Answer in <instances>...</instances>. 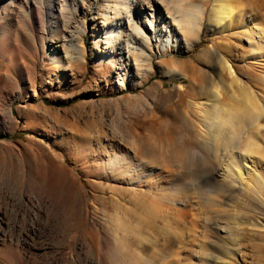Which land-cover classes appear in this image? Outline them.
Instances as JSON below:
<instances>
[{
  "label": "rangeland",
  "instance_id": "1",
  "mask_svg": "<svg viewBox=\"0 0 264 264\" xmlns=\"http://www.w3.org/2000/svg\"><path fill=\"white\" fill-rule=\"evenodd\" d=\"M103 1L0 0V264H111L116 253L104 238L124 227L158 238L138 251L155 264H201L202 228L193 210L196 192L220 206L208 214L207 231L203 230L204 247L212 259L264 264V232H233L234 246L227 242V225L234 220L264 223V190L242 195L210 171L209 151L193 139L197 121L190 67L207 72L213 63L202 51L220 46L264 109V0H223L233 12L230 29L214 33L204 20L191 51L159 56L156 38L151 37L147 45L155 55L153 73L142 85L129 77L121 83L117 63L101 62L102 57L117 58L122 47L118 43L113 53H107L104 37L94 40L97 31L89 18ZM111 1L115 5L116 0ZM191 2L210 7L213 0ZM149 11H133L138 22H131L132 27L143 39L152 31L142 14L155 22ZM129 27L121 40L136 45L140 39ZM99 32H104L102 26ZM71 33L78 35L76 55L84 56V61L50 60L45 54L48 43L61 46ZM253 47L261 52L253 53L257 51ZM55 50L56 56L63 54L62 48ZM131 64L133 71L137 66L146 70L143 62ZM168 71L186 75L188 88L179 91V81L164 76ZM214 83L220 85L216 78ZM255 140L258 152L250 156L247 169L239 168L249 181L254 173L264 181V124ZM144 153L157 156L167 167L164 171H175L190 184L187 203L174 208L171 220L178 229H170L168 241L162 238L158 219L140 214L135 202L152 200L151 191L167 190L170 180L151 177L132 190L123 164L115 169L109 165L116 154L138 159ZM176 156L184 163H173ZM228 253L232 258L226 261Z\"/></svg>",
  "mask_w": 264,
  "mask_h": 264
},
{
  "label": "bare ground",
  "instance_id": "2",
  "mask_svg": "<svg viewBox=\"0 0 264 264\" xmlns=\"http://www.w3.org/2000/svg\"><path fill=\"white\" fill-rule=\"evenodd\" d=\"M111 3V0H104L100 5V9L96 10V13L93 14V11L90 10L93 17L89 19L92 22V28L97 31V36L94 40L98 41L103 36L104 41L107 43L106 45L109 46L108 50L110 49L107 53L114 52L115 48L119 47L116 45L118 43L122 46L117 58L114 59L110 55L109 57H102L101 62L106 59L110 62H116L118 65V77L121 73L123 75V78H120L121 83H124L126 77H129L130 82L138 80L137 85L147 82L153 73L152 58L155 55L147 45L151 37L156 38L159 56H165L172 51H191L194 48V43L191 41L195 34L200 31L204 20L207 19L210 31L221 34L230 29L228 21L233 14L229 5H223V0H213L210 7L205 6L206 3L195 4L191 0L189 2L185 0H116L115 5ZM134 9L139 13L150 10L151 15L155 16L153 24V18L148 20L147 16L142 14V18L146 22V28L148 26L150 31H152L147 32L148 36H145V39L138 36L141 35V32L136 29L135 25L132 27L131 22L134 24L138 22L137 20L135 22L134 19ZM128 12L133 14L132 18L131 15L126 17ZM111 13L112 16H110ZM122 15V18H115ZM99 26L103 27V33L99 32ZM126 26H130L129 28L132 27L136 31V37L140 39L138 44L136 43L135 45V42H133V45L129 46L130 42L126 43V41L121 40L122 32ZM237 28L238 26H235L232 29L236 30ZM65 37L64 44L61 46L59 42L55 47L48 43L49 47L45 49V54L50 60L57 63H61L62 60L67 63L74 60L83 62L85 57L76 55L78 49L75 47H80L81 45L77 42L78 35L71 33ZM158 44L160 45L158 46ZM219 47L210 46L202 51L203 55H206L207 60L210 59V64L213 63L207 72L190 65L192 70L191 84L196 100V103L193 104V109H195L197 121L193 139L195 144L209 151L210 155L207 159L209 165H211L210 171H214L215 178L222 182H228L230 188L242 195H246L251 192V189H254V191L258 188L264 190V181L261 176L254 173L253 179L249 181L247 174L242 173L239 168L242 165V168L247 169L250 156L258 152L259 148L255 139L259 137L260 130L264 124V109L260 105L259 96L240 80L234 67L228 62ZM55 48H62L63 54L56 56L57 51ZM145 49L150 54L145 55ZM253 49L257 50L253 53L261 52L260 48L255 49L253 47ZM131 60L143 62L146 70H142L140 66H137L133 71ZM216 65H218V68L215 67ZM182 68L184 70L187 69L186 66H182ZM164 76H170L178 80L180 83L178 86L179 91L184 90V87L188 88L186 87L188 81L183 73L174 75L173 72L168 71ZM214 78L217 79L220 85L214 83ZM116 155L108 160L110 161L109 165L115 169L123 164L125 167L123 175H125L127 183L132 190L144 185L146 180L151 177L156 178L157 181L165 178L170 180L171 183L168 185L167 190L162 191V189L155 187L154 191H151V195L155 199L152 198L150 201L144 199L142 202H135L140 214L150 217L154 221L158 219L160 223L158 228L164 231V237L162 238L168 241V235L171 234L170 229H178L176 226L174 227L175 221L171 220L174 219V208L179 204L185 205L187 203L189 197L186 194L191 191L189 189L190 184L182 180V178H178L175 171H164V168L167 167L163 166L155 155L144 153L142 156H137L138 159H135V157L131 159L129 155L126 157L125 155L121 157ZM226 155H228L227 159L225 158ZM181 156L172 158V162L179 165L185 160ZM162 169L163 171L161 172L160 170ZM146 186L148 185L146 184ZM194 199L193 210L195 211V219L201 224L202 228L200 232L201 245L198 246L201 253V264H225V262L218 263L217 261L219 260H216V258L212 259V255L208 254V250L204 247V240L207 235L203 230L207 231L208 214L217 212L220 206L216 204L217 200L213 198L203 200L198 192H196ZM176 222L178 221L176 220ZM232 223L227 225V231L225 232V235H228V240H225L231 243L232 246H234V241L236 240V235L233 238L230 236L233 235L231 234L233 232L238 233L237 235L264 232V223L259 220L255 222L244 220L239 223L234 220ZM138 224L141 223L138 222ZM153 224L155 225L156 223L153 222L149 226L152 230L154 228ZM123 229L122 232L113 237L106 235L104 238L103 243L110 246L116 253L111 259V264H155L146 256H141L142 254L140 255L139 252L152 246L158 241V238L146 237L139 230H132L129 227H124ZM174 236L175 238L178 237L177 234H174ZM231 258V253H228L225 259L229 261Z\"/></svg>",
  "mask_w": 264,
  "mask_h": 264
}]
</instances>
